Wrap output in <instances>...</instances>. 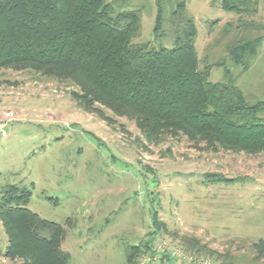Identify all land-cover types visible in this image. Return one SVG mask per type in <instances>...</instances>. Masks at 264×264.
I'll return each instance as SVG.
<instances>
[{
    "label": "rangeland",
    "instance_id": "374dc122",
    "mask_svg": "<svg viewBox=\"0 0 264 264\" xmlns=\"http://www.w3.org/2000/svg\"><path fill=\"white\" fill-rule=\"evenodd\" d=\"M155 1L124 5L139 12L133 42L153 39ZM185 11L208 79H223V67L211 64L224 57L247 99L264 98V39L243 70L222 47L231 38L223 27L238 15L212 0H186ZM244 16L264 23V0ZM76 89L28 69H0V194L8 185L30 190L26 207L61 225L60 248L72 264H130V252L132 264H146L162 241L210 264H264L252 247L264 241V152H201L183 136L148 143L132 120L79 105ZM185 237L199 247L191 249ZM7 240L0 220V264H21L4 254ZM170 247L163 255L169 264H193Z\"/></svg>",
    "mask_w": 264,
    "mask_h": 264
},
{
    "label": "trees",
    "instance_id": "16d2710c",
    "mask_svg": "<svg viewBox=\"0 0 264 264\" xmlns=\"http://www.w3.org/2000/svg\"><path fill=\"white\" fill-rule=\"evenodd\" d=\"M127 1L0 0V69H28L71 84L79 105L132 120L148 143L183 136L201 152H264V118L258 116L264 98L247 99L224 57L211 64L223 67L221 81L208 79L207 62L199 68L186 0L155 1L153 39L146 42L132 41L140 34V18L138 10L123 9ZM212 1L238 15L236 23H225L224 35L231 38L222 47L244 70L264 39V23L244 16L257 11L259 0ZM30 193L16 185L1 191L0 220L8 236L4 254L19 257L21 264H72L60 248L61 225L26 207ZM182 241L199 247L195 238ZM252 247L255 257L264 259V241ZM157 252L146 264L157 255L159 264H169L166 254Z\"/></svg>",
    "mask_w": 264,
    "mask_h": 264
},
{
    "label": "built area",
    "instance_id": "2783aa9c",
    "mask_svg": "<svg viewBox=\"0 0 264 264\" xmlns=\"http://www.w3.org/2000/svg\"><path fill=\"white\" fill-rule=\"evenodd\" d=\"M6 115H10V113L7 112ZM159 247L161 248L162 252H164L166 250V248H168L170 246H167V244L164 245V241H162L159 244ZM170 248L175 251V257L180 259V260H188V261H191L193 264H210V262L205 258L196 257L195 255H193L191 253L184 252L180 248L178 249L174 246L170 247ZM161 250H156V252L161 251Z\"/></svg>",
    "mask_w": 264,
    "mask_h": 264
}]
</instances>
